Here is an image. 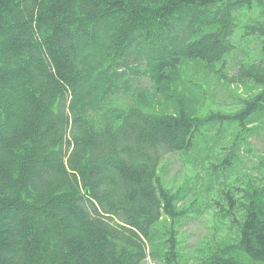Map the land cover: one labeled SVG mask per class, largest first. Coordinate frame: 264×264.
Listing matches in <instances>:
<instances>
[{
  "label": "trees",
  "instance_id": "obj_1",
  "mask_svg": "<svg viewBox=\"0 0 264 264\" xmlns=\"http://www.w3.org/2000/svg\"><path fill=\"white\" fill-rule=\"evenodd\" d=\"M245 7L261 17L247 30L262 38L252 64L229 59ZM190 60L230 87L246 84L244 96L230 91L238 113L203 118L187 101L181 68ZM149 68L171 83L165 107L133 87ZM261 130L264 0H0V264H147L160 249L172 263L171 223L189 212L177 210L187 181L173 192L162 181L170 155L209 162L227 188L211 200L223 217L234 219L238 195L261 208L231 222L241 243L213 241L212 258L198 264H264V189L222 177ZM160 227L170 230L161 248Z\"/></svg>",
  "mask_w": 264,
  "mask_h": 264
},
{
  "label": "rangeland",
  "instance_id": "obj_2",
  "mask_svg": "<svg viewBox=\"0 0 264 264\" xmlns=\"http://www.w3.org/2000/svg\"><path fill=\"white\" fill-rule=\"evenodd\" d=\"M236 14L235 32L232 37L233 49L229 59L232 60L239 58L242 60L240 63L246 62L252 64L256 61L254 60L255 57L253 56V53H259L258 47L262 46V38L248 33L247 30H249L250 26L254 25L256 21L261 19L259 16V10L258 8L249 10L248 7H245ZM220 31H223L221 32L223 35L224 33H229L226 28H221ZM237 36L239 37L238 42L235 41ZM204 64L205 63H198L197 61L190 60V64H185L181 68L183 81L187 83V95L185 93L187 101L190 103L191 100H193V103L196 101L198 102V106L201 107L202 110L200 111V115L204 116L203 118L210 117L208 116L210 112L221 114L238 113L233 107V105L239 107L238 103H232V101L234 102V99L230 96V91H232L236 97L244 96L243 92L246 84H239V86L230 87L227 85L229 84L228 82L220 80L219 73H216L214 69H210L212 67L202 70L201 67L204 66ZM207 66H211V64H208ZM147 70V73L144 72L145 74L140 73V77H133V87L139 93L142 102L151 101V104L153 105L165 107L166 102L164 94L167 91H163V88L171 86V83L166 81L165 78L163 79L164 74L159 78L157 76L155 77L156 71L150 68ZM169 71H171V69H169ZM225 71V73L228 74L229 69H226ZM172 74L175 76L176 71H172ZM153 78L155 80L159 79V81L162 82L156 84L153 81ZM134 81L136 82L134 83ZM173 81V86H175L177 82L175 80ZM249 88V98L254 97V95L258 93V89L253 86H250ZM161 93L163 94L161 95ZM159 96H163L161 103L159 101ZM107 97L108 96H106V98ZM233 126L236 131V126ZM250 127L256 129L255 126ZM228 128L229 129L226 132L227 140L229 139L227 133L229 132V136L231 137L232 131L231 127ZM211 132L212 131H205L206 136L209 137L208 134ZM246 142L251 148V151L249 147L246 146ZM246 142L241 145L243 151H238L239 154L242 153L238 163L227 176L222 177L229 178L227 183L237 189H242V187H245L248 180H252L256 184L253 189L260 193L261 189H264V173L258 172L257 170L261 167L264 169V130L248 136ZM207 145L209 146L210 144L208 143ZM202 147L204 148V145ZM235 154H237L236 150ZM211 158L216 159L214 154H212ZM209 167V162H205L202 159L197 162L191 161L186 163L181 155H170L163 161L161 177L164 186L166 185L167 187H165L167 189L172 192L177 191L187 181V187L185 190H187L188 193L178 202L177 210L179 212H183L184 210L189 213L186 219H182L183 214H181L179 218L172 223L169 221L174 228V234L172 237H174L176 241V248L173 247L175 249L176 257L173 262H166L164 260L166 252L165 250L160 249L157 253L158 257L155 260L149 255L147 264H198L202 259L204 261L212 258L211 255L213 252L210 256H208V253L209 244L213 241L227 242L225 243L227 245L231 243H235V245L238 242L241 243L243 236H241L239 224L238 227H233L231 222L238 220L241 225L249 209H251L250 213H255V211H259L261 208L253 199L255 195L250 194L253 196L252 198H243L246 199V203L249 204L251 208L248 207L247 204H238V201H241V197L238 195L237 207L233 209L234 219L231 220L230 216L228 218L223 217V214L211 204V200L213 197H216L218 192H221L222 188H224V190H227V188L221 187L224 180L215 181L217 173L212 169H208ZM226 170L227 167L224 168L223 174H226ZM243 190H245V188H243ZM210 191L211 193H209ZM261 206L264 207V201ZM165 230L170 231L169 228H158L160 239L157 240L154 246L161 248V244L164 241L163 233ZM151 248L152 245H150V249ZM230 255L231 258L239 256L243 258V255L239 252H234ZM262 261L264 263V258H262ZM259 263L260 262L254 264ZM249 264L253 263L249 262Z\"/></svg>",
  "mask_w": 264,
  "mask_h": 264
},
{
  "label": "bare ground",
  "instance_id": "obj_3",
  "mask_svg": "<svg viewBox=\"0 0 264 264\" xmlns=\"http://www.w3.org/2000/svg\"><path fill=\"white\" fill-rule=\"evenodd\" d=\"M257 193V192H256ZM256 196H258L257 194H256ZM258 198V197H257ZM258 199H260V198H258ZM233 248V247H232ZM231 248V249H232ZM229 249V248H228ZM230 251V250H229ZM233 253V252H232ZM227 255H229V254H227ZM234 255V254H233ZM217 256V255H216ZM225 257V256H224ZM221 258V257H220ZM221 262V261H220ZM231 262V261H230ZM215 263V262H214Z\"/></svg>",
  "mask_w": 264,
  "mask_h": 264
}]
</instances>
